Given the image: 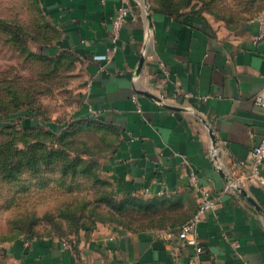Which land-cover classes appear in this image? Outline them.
<instances>
[{
  "label": "crops",
  "instance_id": "1",
  "mask_svg": "<svg viewBox=\"0 0 264 264\" xmlns=\"http://www.w3.org/2000/svg\"><path fill=\"white\" fill-rule=\"evenodd\" d=\"M39 2L57 32L43 52L73 53L82 68L76 117L118 133L102 157L104 178L118 197L153 198L156 207L148 213L153 219L135 229L98 222L71 240L21 235L0 246V264H184L192 249L176 232L157 230L179 227L194 214L200 191L193 174L219 199L197 227L204 263L264 264V185L246 184L247 195L226 191V173L208 156L214 135L227 172L237 175L264 135V108L255 103L264 91V40L254 43L259 16L227 25L157 12L144 0ZM123 5L130 12L116 56L93 60L110 46L112 20Z\"/></svg>",
  "mask_w": 264,
  "mask_h": 264
},
{
  "label": "rangeland",
  "instance_id": "2",
  "mask_svg": "<svg viewBox=\"0 0 264 264\" xmlns=\"http://www.w3.org/2000/svg\"><path fill=\"white\" fill-rule=\"evenodd\" d=\"M158 1L163 5L171 1L186 12L227 25L264 15V0ZM147 3L151 7L153 0ZM35 4V0H0V143L17 136V147H23V134L30 143L38 136L48 150L64 147L68 157H79L92 167L86 173H64L63 163L54 160L38 171L23 169L15 180L1 173L0 246L19 233L64 232L78 220L112 216L101 202L108 188L99 179H104L102 157L112 151L116 136L89 124L91 118L76 117L85 81L82 68L75 56L66 55L62 62H56L57 55L41 56L43 45L50 42L44 36L51 31ZM62 132H71L65 146L60 142ZM0 161L9 168L8 156ZM134 208L116 220L132 227L146 224L144 211Z\"/></svg>",
  "mask_w": 264,
  "mask_h": 264
},
{
  "label": "trees",
  "instance_id": "3",
  "mask_svg": "<svg viewBox=\"0 0 264 264\" xmlns=\"http://www.w3.org/2000/svg\"><path fill=\"white\" fill-rule=\"evenodd\" d=\"M35 2H36L35 4L36 8L39 11L41 18L44 20L46 27L48 28L49 31H51V35L53 36L52 37L51 35L50 36L45 35L44 38H46V40H50V42L52 40L54 42L57 37L56 29L54 26L51 25V23L47 20L46 16L43 14L39 0H35ZM180 6L182 5H178V6L173 5L171 1L163 5L158 0H153V4L151 8L154 11L164 12L174 16H182L188 13L182 10ZM50 42L43 45V49L48 48L50 47L49 45L53 44ZM56 55H57L56 62H62V60L65 58L66 55H69L72 57V59H74L73 53L67 51H62ZM56 55H48L44 52L43 54H41V56L44 58L48 56L53 57ZM91 120L93 121L89 122V124L94 125V127H97L98 129L106 128L112 131L115 134L117 141L118 133L113 127L99 123L97 120L94 121V119ZM26 129H30V128H25V130ZM62 133L60 137V142L63 146H65L66 138L70 137L71 132H66V133L62 132ZM23 135L26 137L22 139L25 142L23 147H17L15 143V141L18 140L17 136L16 137L14 136L12 140H9V143H5V144L0 143V158L2 157V159H5L7 156L10 158L9 168L7 167L6 161H0V174L4 173V176H7L9 180L18 179L19 174L25 168H31L34 171H38L42 166L50 162H53L54 160L61 161L63 163L62 170L64 171V173H75L78 171L82 173H86L88 171H91L92 163H88L85 160H79V157H75L71 159V157H68L66 151H64L63 149L64 147L48 150L47 144L43 139L38 138V136H33L36 137L35 141L33 143H30L32 141L28 139L27 137L28 135L25 134ZM72 135H74V133ZM78 166H83V167L81 169ZM99 182H101L103 185H105L108 188V192L105 194L104 198L101 199V202L105 203V205L109 209H111L110 212H112L111 214L112 216L97 217L98 219L97 218L95 219L89 218L86 220L81 219L78 220V222H76L77 224L75 223L76 225L73 226L68 231L46 232V233H55L63 238L71 240L70 235L77 234L87 224H90V226L95 227L98 222L118 224L126 227L127 229H135L130 225H124L122 219L116 220L115 218L119 215H123L125 212L129 211L130 209H135L134 207L140 208L142 209L141 211H144L143 213L146 216L147 221L149 219L150 220L153 219L152 215L148 213L154 211V208L156 207V199L144 198L143 196L133 195L131 193L126 194L124 197H118L115 194V192L112 190L111 182L108 179L106 178L99 179ZM165 224L166 223L163 222L160 225H158V227H163ZM39 233H28V234L19 233V235H15L14 238L13 237L10 238L15 239L21 235L35 236L38 235Z\"/></svg>",
  "mask_w": 264,
  "mask_h": 264
},
{
  "label": "built area",
  "instance_id": "4",
  "mask_svg": "<svg viewBox=\"0 0 264 264\" xmlns=\"http://www.w3.org/2000/svg\"><path fill=\"white\" fill-rule=\"evenodd\" d=\"M130 8L128 6L119 7L112 20L111 29V42L110 46L103 53H97L92 56L95 61H111L118 51V43L121 36L123 25L129 15ZM260 29L259 33L254 36V43H259L264 40V17L259 16ZM133 99L137 101L136 95ZM255 103L264 108V91L259 93L255 98ZM222 146L219 145L211 136V145L209 148L208 156L213 161L215 168L219 171L226 173L228 181L226 183V191H237L243 193L245 185L248 183H257L264 185V135L260 142L257 143L251 151V160L245 169L241 168L237 175H232L226 170V165L221 157ZM192 182L200 191L199 201L194 214L180 224L179 227L167 226L160 228L157 231L162 235L168 237L172 236L176 232L177 239L183 243V245L190 247L192 253L188 260L184 264H205L202 256L205 253V247L198 238L197 227L202 221L203 217L210 211H214L219 204V199L214 197L209 189L201 186L198 183L197 177L192 175ZM149 191H141L140 193L147 194Z\"/></svg>",
  "mask_w": 264,
  "mask_h": 264
},
{
  "label": "water",
  "instance_id": "5",
  "mask_svg": "<svg viewBox=\"0 0 264 264\" xmlns=\"http://www.w3.org/2000/svg\"><path fill=\"white\" fill-rule=\"evenodd\" d=\"M144 3H145V6H146V5H147V0H144ZM146 7H147V6H146ZM148 12H149V9H148ZM166 106H168V105H166ZM243 194H244V195H247L246 191L243 190ZM248 198H249V197H248ZM249 199H250V198H249Z\"/></svg>",
  "mask_w": 264,
  "mask_h": 264
}]
</instances>
